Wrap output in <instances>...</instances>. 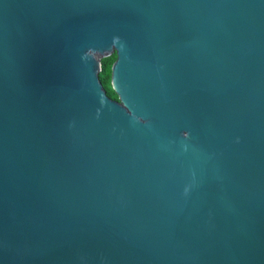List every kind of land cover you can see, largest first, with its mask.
Masks as SVG:
<instances>
[{
  "label": "water",
  "instance_id": "1",
  "mask_svg": "<svg viewBox=\"0 0 264 264\" xmlns=\"http://www.w3.org/2000/svg\"><path fill=\"white\" fill-rule=\"evenodd\" d=\"M0 264H264V0H0Z\"/></svg>",
  "mask_w": 264,
  "mask_h": 264
},
{
  "label": "trees",
  "instance_id": "2",
  "mask_svg": "<svg viewBox=\"0 0 264 264\" xmlns=\"http://www.w3.org/2000/svg\"><path fill=\"white\" fill-rule=\"evenodd\" d=\"M115 59V55H111L109 57L102 58L101 60V71L99 73V79L102 83V86L106 90V93L109 97L117 99V95L111 88L110 84V67L112 62Z\"/></svg>",
  "mask_w": 264,
  "mask_h": 264
}]
</instances>
